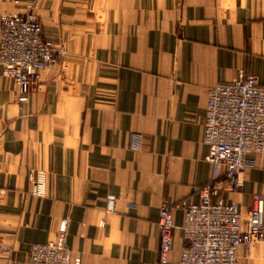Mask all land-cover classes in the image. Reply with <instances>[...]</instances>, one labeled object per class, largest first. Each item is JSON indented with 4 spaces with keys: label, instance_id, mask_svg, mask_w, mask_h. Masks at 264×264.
<instances>
[{
    "label": "crops",
    "instance_id": "1",
    "mask_svg": "<svg viewBox=\"0 0 264 264\" xmlns=\"http://www.w3.org/2000/svg\"><path fill=\"white\" fill-rule=\"evenodd\" d=\"M32 1L0 0V15ZM42 3L44 37L66 55L23 104L0 70V264H27L64 220L71 264H177L183 211H173L162 263L159 207L197 203L213 179L202 143L209 90L240 74L264 87V0ZM29 170L46 175L45 198L30 195ZM223 172L220 196L245 217L251 195L264 192V151L242 188ZM236 264H264V242L239 247Z\"/></svg>",
    "mask_w": 264,
    "mask_h": 264
},
{
    "label": "built area",
    "instance_id": "2",
    "mask_svg": "<svg viewBox=\"0 0 264 264\" xmlns=\"http://www.w3.org/2000/svg\"><path fill=\"white\" fill-rule=\"evenodd\" d=\"M42 0L24 4L21 12L0 15V70L15 86L13 97L19 104L28 101L31 88L40 73L66 55L63 47L47 40L39 19ZM202 143L207 149L205 161L214 170L212 181L199 191L197 203L186 200L159 207L160 261L164 263L173 243V211H183L181 231L186 246L177 264H236L239 247L247 253L255 242H264V192L251 195V206L242 217L239 204L224 201L217 182L219 171L231 189L243 187L242 174L253 167V157L264 151V87L252 75L240 74L229 82L218 83L208 92L202 122ZM140 138L133 136L131 149L139 150ZM30 195L45 198L46 175L29 170ZM114 200L105 202L112 213ZM61 222L52 241L34 244L27 264H71ZM72 264H80V258Z\"/></svg>",
    "mask_w": 264,
    "mask_h": 264
},
{
    "label": "rangeland",
    "instance_id": "3",
    "mask_svg": "<svg viewBox=\"0 0 264 264\" xmlns=\"http://www.w3.org/2000/svg\"><path fill=\"white\" fill-rule=\"evenodd\" d=\"M38 14H39V12H38Z\"/></svg>",
    "mask_w": 264,
    "mask_h": 264
}]
</instances>
